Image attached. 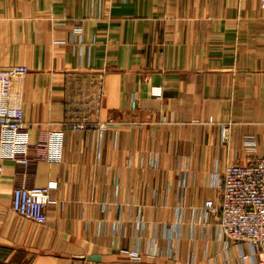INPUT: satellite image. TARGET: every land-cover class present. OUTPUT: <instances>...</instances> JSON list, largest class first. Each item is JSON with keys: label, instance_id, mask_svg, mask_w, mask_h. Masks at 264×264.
<instances>
[{"label": "crops", "instance_id": "obj_1", "mask_svg": "<svg viewBox=\"0 0 264 264\" xmlns=\"http://www.w3.org/2000/svg\"><path fill=\"white\" fill-rule=\"evenodd\" d=\"M14 66L30 143H62L26 178L59 182L45 224L12 210L4 161L0 264H256L203 207L264 156L263 0H0V80Z\"/></svg>", "mask_w": 264, "mask_h": 264}, {"label": "built area", "instance_id": "obj_2", "mask_svg": "<svg viewBox=\"0 0 264 264\" xmlns=\"http://www.w3.org/2000/svg\"><path fill=\"white\" fill-rule=\"evenodd\" d=\"M28 71L26 66H14L2 70L0 80V191L4 185V161L15 162L13 176L12 210L37 224L48 221L47 206L52 201L51 192L58 188V180L46 185L26 184L28 174L41 161H56L60 158L62 132L49 130L35 144L30 143L29 125L25 121L23 107L14 98L10 78ZM88 124H74V129H83ZM102 126L100 128H105ZM222 140L228 138L227 127ZM248 151L255 150L251 135L244 138ZM219 200L208 199L204 203L205 214L214 217L221 237L226 242L247 244L258 255L256 264H264V156L245 163L231 162L216 179ZM127 261L141 264L143 254L138 249L128 250Z\"/></svg>", "mask_w": 264, "mask_h": 264}, {"label": "rangeland", "instance_id": "obj_3", "mask_svg": "<svg viewBox=\"0 0 264 264\" xmlns=\"http://www.w3.org/2000/svg\"><path fill=\"white\" fill-rule=\"evenodd\" d=\"M263 3H264V0H263Z\"/></svg>", "mask_w": 264, "mask_h": 264}]
</instances>
